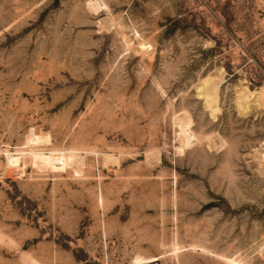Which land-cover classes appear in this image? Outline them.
I'll return each instance as SVG.
<instances>
[{"label":"rangeland","instance_id":"rangeland-1","mask_svg":"<svg viewBox=\"0 0 264 264\" xmlns=\"http://www.w3.org/2000/svg\"><path fill=\"white\" fill-rule=\"evenodd\" d=\"M137 256L264 264V0H0V264Z\"/></svg>","mask_w":264,"mask_h":264},{"label":"bare ground","instance_id":"bare-ground-1","mask_svg":"<svg viewBox=\"0 0 264 264\" xmlns=\"http://www.w3.org/2000/svg\"><path fill=\"white\" fill-rule=\"evenodd\" d=\"M178 117V116H177ZM176 119V118H175ZM180 119V118H179ZM178 119V120H179ZM176 121V120H175ZM180 121V120H179ZM178 121V124L180 125V131L182 132V134H183V136H184V140H185V144H188V143H191L192 141L191 140H194L195 139V136H194V132L192 133V132H190L188 129V131H186L185 130V128L186 127H188L189 125H190V123H189V125L187 126V125H185V127L183 128V126H182V123H180ZM189 128V127H188ZM32 134V133H31ZM182 136V137H183ZM38 139H40V137L39 136H35L34 134L31 136V138H30V142L31 141H37ZM41 139H45V138H42L41 137ZM48 139V138H47ZM42 141H45V140H42ZM183 141V140H182ZM29 142V143H30ZM184 143V142H183ZM19 154V155H18ZM20 154H22V153H13V154H8V160L10 161V163L12 164V162L11 161H13V163H14V161L18 158V156H20ZM65 155H67V154H59V156L57 157L56 156V154L54 155L53 154V152H49L48 154H43V153H40V154H36V156H37V160H38V158L40 159L39 160V162H41L43 165H46V166H49L50 168H52V169H60V168H63V167H65L66 166V163H67V161H69V160H71V156H65ZM69 155H71V154H69ZM73 155H75L76 156V154H73ZM56 156V157H55ZM79 158V157H78ZM110 158V157H109ZM82 159V158H81ZM76 160V159H75ZM18 161H19V158H18ZM18 161L16 162V164H18ZM75 162V161H74ZM37 163V162H36ZM70 164H71V161L69 162ZM72 163H73V161H72ZM65 169V168H64ZM140 256H137V258L136 259H134V262L136 263V264H155L156 263V261H157V258H151V259H147V260H142V258L140 259L139 258ZM144 259H146V258H144Z\"/></svg>","mask_w":264,"mask_h":264},{"label":"water","instance_id":"water-1","mask_svg":"<svg viewBox=\"0 0 264 264\" xmlns=\"http://www.w3.org/2000/svg\"><path fill=\"white\" fill-rule=\"evenodd\" d=\"M155 264H159L157 261H156V263Z\"/></svg>","mask_w":264,"mask_h":264}]
</instances>
